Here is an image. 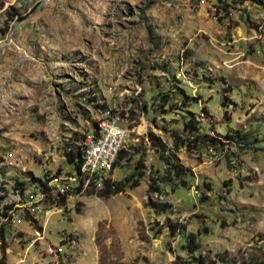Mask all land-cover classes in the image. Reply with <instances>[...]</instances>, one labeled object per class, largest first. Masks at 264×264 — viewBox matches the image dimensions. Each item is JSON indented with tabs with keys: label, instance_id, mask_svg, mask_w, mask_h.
<instances>
[{
	"label": "rangeland",
	"instance_id": "374dc122",
	"mask_svg": "<svg viewBox=\"0 0 264 264\" xmlns=\"http://www.w3.org/2000/svg\"><path fill=\"white\" fill-rule=\"evenodd\" d=\"M106 108L125 190L41 197ZM0 234L4 264H264V0H50L21 22L0 56Z\"/></svg>",
	"mask_w": 264,
	"mask_h": 264
},
{
	"label": "built area",
	"instance_id": "2783aa9c",
	"mask_svg": "<svg viewBox=\"0 0 264 264\" xmlns=\"http://www.w3.org/2000/svg\"><path fill=\"white\" fill-rule=\"evenodd\" d=\"M122 120L119 114L113 109L106 108L98 115L95 125L90 132L84 135L80 142L81 164L74 173L67 176V184H60L58 191L53 189L57 178L44 183V193L41 195L56 192L62 195L74 189L80 191L100 190L105 182L112 181V174L118 162V156L125 147L127 130L122 127ZM34 214H40L43 210L39 205H33Z\"/></svg>",
	"mask_w": 264,
	"mask_h": 264
},
{
	"label": "trees",
	"instance_id": "16d2710c",
	"mask_svg": "<svg viewBox=\"0 0 264 264\" xmlns=\"http://www.w3.org/2000/svg\"><path fill=\"white\" fill-rule=\"evenodd\" d=\"M39 1L38 0L36 1V6L39 4ZM244 1L245 0H239L240 3L244 2ZM257 2L260 3V1H257ZM3 8H4V0H0V11ZM2 13H3L5 18H4V22H3V28H1V32H3V34H4L11 29V27H12L11 23L14 20L20 19L21 15H20V9L14 5L7 6L3 10ZM161 99L163 101H167L168 96L162 95ZM94 125H95V123H94ZM185 128L187 130H189L191 133H193L199 129V123H198V121H196L192 117L188 121V123L185 124ZM201 139H204V137H201ZM125 152L126 151L124 149H122L120 151L119 156H118V161H120L121 159H123L125 157ZM81 155H82V153H81L80 146H79L76 151H74L73 149H69L66 152L65 157L69 163L73 164L74 169H77L79 167V165L81 164V161H82ZM140 168H144V167L141 166ZM173 171L175 172V175L178 178H182L183 176H185V173L183 172L182 167L179 165H173ZM126 182H127L126 178L122 181H117V182L107 181V182H105L103 187L98 191V196L101 198H109V197L114 196L118 193H121L125 190V187L127 186ZM183 182H185V181L183 180ZM137 185H138V181L134 180L130 186L135 187ZM6 208L8 209V207H6ZM170 226H171L174 233L182 234L183 238H185V245L183 248L186 251H188L189 253H195V252L199 251V249H200L199 242H198L197 236L195 234L187 233L185 235L184 234L185 228H184V226L180 225L179 223H171ZM0 236H1V240H2V235L0 234ZM4 258H5V254H4V251H2V256L0 258V264H4V262H3ZM197 262H199V263L203 262L201 257H199Z\"/></svg>",
	"mask_w": 264,
	"mask_h": 264
},
{
	"label": "water",
	"instance_id": "95a60500",
	"mask_svg": "<svg viewBox=\"0 0 264 264\" xmlns=\"http://www.w3.org/2000/svg\"><path fill=\"white\" fill-rule=\"evenodd\" d=\"M48 1H50V0H43V1H41V2L38 4L37 8L32 12V14H31L29 17H27V18H21V19H18V20H16V21L14 22V24H13L11 30H10V33H9V35H8V37H7V40H6L5 42H3V43L0 44V56H1V52H2V48H3V46L6 45V44H8V43L10 42L11 36H12L13 31L15 30V28H16L21 22H23V21L27 20L28 18H30L31 16H33L34 13H35V12H36V11H37V10H38V9H39V8L45 3V2H48Z\"/></svg>",
	"mask_w": 264,
	"mask_h": 264
},
{
	"label": "crops",
	"instance_id": "0c3cea01",
	"mask_svg": "<svg viewBox=\"0 0 264 264\" xmlns=\"http://www.w3.org/2000/svg\"><path fill=\"white\" fill-rule=\"evenodd\" d=\"M23 0H4V8L0 11V13L3 12V10L7 7V6H10V5H14L16 7H18L20 9V3L22 2Z\"/></svg>",
	"mask_w": 264,
	"mask_h": 264
}]
</instances>
